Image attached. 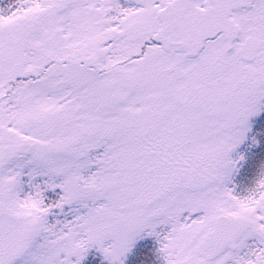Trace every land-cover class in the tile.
<instances>
[{"label": "snow or ice", "instance_id": "6c2138e0", "mask_svg": "<svg viewBox=\"0 0 264 264\" xmlns=\"http://www.w3.org/2000/svg\"><path fill=\"white\" fill-rule=\"evenodd\" d=\"M0 264H264V0L0 3Z\"/></svg>", "mask_w": 264, "mask_h": 264}, {"label": "rangeland", "instance_id": "374dc122", "mask_svg": "<svg viewBox=\"0 0 264 264\" xmlns=\"http://www.w3.org/2000/svg\"><path fill=\"white\" fill-rule=\"evenodd\" d=\"M4 2V0H0V3Z\"/></svg>", "mask_w": 264, "mask_h": 264}]
</instances>
